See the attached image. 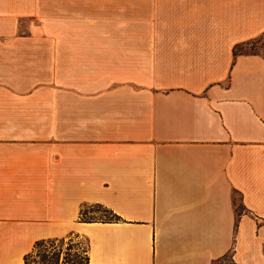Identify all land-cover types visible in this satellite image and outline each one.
I'll return each instance as SVG.
<instances>
[{"label": "crops", "instance_id": "crops-1", "mask_svg": "<svg viewBox=\"0 0 264 264\" xmlns=\"http://www.w3.org/2000/svg\"><path fill=\"white\" fill-rule=\"evenodd\" d=\"M22 3L0 0V264L69 234L90 264H264V0H58L39 49Z\"/></svg>", "mask_w": 264, "mask_h": 264}, {"label": "rangeland", "instance_id": "rangeland-1", "mask_svg": "<svg viewBox=\"0 0 264 264\" xmlns=\"http://www.w3.org/2000/svg\"><path fill=\"white\" fill-rule=\"evenodd\" d=\"M27 0H3L4 12L15 13L25 12L20 7H24ZM58 0L46 2L36 0L35 6V48H57L59 47L57 15L42 17L44 14L58 12ZM49 8V9H48ZM39 16V17H37ZM25 23L22 22L24 28ZM246 50L264 51V40L252 43L246 47ZM112 218L106 211V208L99 204H87L81 209L80 219H91L93 221H104ZM87 241L84 237L69 234L63 238H53L44 242L38 248L34 249L32 256L29 257V263L42 264L40 255L44 254L46 260L44 264H90L87 258ZM35 261L34 263L32 261ZM214 264H233L229 257L216 261Z\"/></svg>", "mask_w": 264, "mask_h": 264}, {"label": "trees", "instance_id": "trees-1", "mask_svg": "<svg viewBox=\"0 0 264 264\" xmlns=\"http://www.w3.org/2000/svg\"><path fill=\"white\" fill-rule=\"evenodd\" d=\"M106 211L111 215V217L112 218H110V219H108V220H106V221H113L114 219H117L116 218V215L115 214H113V212L111 211V210H109V209H107L106 208ZM81 213V212H80ZM82 221H86V222H90V221H93V220H91V219H81ZM46 241H49V239H40V240H36L35 241V243H34V245H33V248H32V250L29 252V253H27L25 256H24V263L25 264H31V263H29V257L30 256H32V253H33V251H34V249H36V248H38L40 245H42L44 242H46ZM228 258L229 257V259L232 261V258H231V254L230 255H226V256H224L222 259H224V258ZM46 260V256L44 255V254H42V255H40V262L42 263V264H44V261ZM221 260V259H220ZM33 263L35 262L34 260L32 261ZM233 262V261H232Z\"/></svg>", "mask_w": 264, "mask_h": 264}]
</instances>
